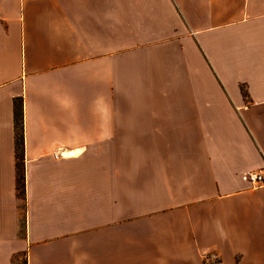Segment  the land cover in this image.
Returning a JSON list of instances; mask_svg holds the SVG:
<instances>
[{"label":"crops","instance_id":"crops-1","mask_svg":"<svg viewBox=\"0 0 264 264\" xmlns=\"http://www.w3.org/2000/svg\"><path fill=\"white\" fill-rule=\"evenodd\" d=\"M259 170L264 0H0V264H264Z\"/></svg>","mask_w":264,"mask_h":264},{"label":"trees","instance_id":"trees-1","mask_svg":"<svg viewBox=\"0 0 264 264\" xmlns=\"http://www.w3.org/2000/svg\"><path fill=\"white\" fill-rule=\"evenodd\" d=\"M245 95V90H244ZM246 96V95H245ZM15 132H16V171L17 191L20 199L25 196V143H24V114L21 99L14 102Z\"/></svg>","mask_w":264,"mask_h":264},{"label":"built area","instance_id":"built-area-1","mask_svg":"<svg viewBox=\"0 0 264 264\" xmlns=\"http://www.w3.org/2000/svg\"><path fill=\"white\" fill-rule=\"evenodd\" d=\"M243 179L253 188L264 187V171L262 170L246 173ZM203 264H221V262L217 254H209L204 258Z\"/></svg>","mask_w":264,"mask_h":264}]
</instances>
